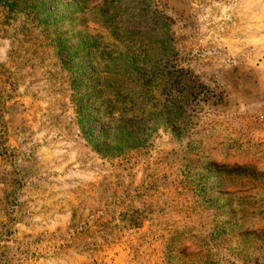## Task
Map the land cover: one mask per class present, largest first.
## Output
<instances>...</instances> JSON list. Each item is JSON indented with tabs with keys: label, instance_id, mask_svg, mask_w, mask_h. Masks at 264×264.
<instances>
[{
	"label": "rangeland",
	"instance_id": "rangeland-1",
	"mask_svg": "<svg viewBox=\"0 0 264 264\" xmlns=\"http://www.w3.org/2000/svg\"><path fill=\"white\" fill-rule=\"evenodd\" d=\"M264 0H0V264H264Z\"/></svg>",
	"mask_w": 264,
	"mask_h": 264
},
{
	"label": "built area",
	"instance_id": "built-area-1",
	"mask_svg": "<svg viewBox=\"0 0 264 264\" xmlns=\"http://www.w3.org/2000/svg\"><path fill=\"white\" fill-rule=\"evenodd\" d=\"M258 123L260 127L262 128V130L264 131V102L261 108V112L259 113V116H258Z\"/></svg>",
	"mask_w": 264,
	"mask_h": 264
}]
</instances>
